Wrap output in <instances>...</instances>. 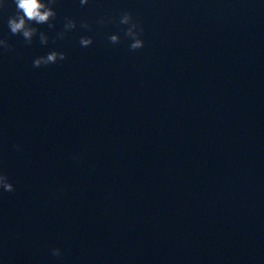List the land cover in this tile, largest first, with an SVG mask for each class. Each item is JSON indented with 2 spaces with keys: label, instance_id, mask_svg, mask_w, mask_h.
Returning a JSON list of instances; mask_svg holds the SVG:
<instances>
[{
  "label": "water",
  "instance_id": "water-1",
  "mask_svg": "<svg viewBox=\"0 0 264 264\" xmlns=\"http://www.w3.org/2000/svg\"><path fill=\"white\" fill-rule=\"evenodd\" d=\"M0 2V264H264V0Z\"/></svg>",
  "mask_w": 264,
  "mask_h": 264
},
{
  "label": "clouds",
  "instance_id": "clouds-1",
  "mask_svg": "<svg viewBox=\"0 0 264 264\" xmlns=\"http://www.w3.org/2000/svg\"><path fill=\"white\" fill-rule=\"evenodd\" d=\"M16 5V13L8 18V28L13 35H22L26 43L31 44L35 36H39L40 43L47 45L49 37L44 32H39L33 24H48L49 28H54L55 25L51 23L57 15L52 5L56 0H13ZM81 5L88 3V0H80ZM5 7V3L0 2V9ZM98 23H104L101 19ZM120 24L127 25L125 29V36L130 38L132 43L129 45L131 50H138L144 46V41L141 39V33L143 29L138 25L132 17L130 12H124L120 17ZM77 27L76 21L67 19L64 24V30L57 33V38L62 39L66 33L74 30ZM84 29L90 30V25L86 22L81 24ZM109 41L112 44H118L120 42V36L112 34L109 37ZM82 47H88L92 45L93 40L91 37H81L79 41ZM0 48L4 50H11L12 45L8 43L6 39H0ZM67 58L66 53L59 51H51L44 56H39L34 59L33 67L39 68L41 66H47L50 64H56L60 61H64ZM0 190L4 192L14 191V185L9 181L6 174L0 173ZM54 256H60V249L56 248L52 250Z\"/></svg>",
  "mask_w": 264,
  "mask_h": 264
}]
</instances>
